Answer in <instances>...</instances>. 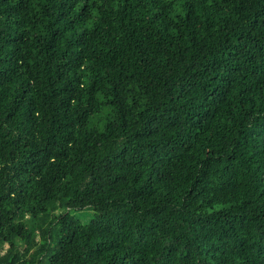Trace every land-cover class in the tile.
I'll return each mask as SVG.
<instances>
[{"label": "trees", "instance_id": "1", "mask_svg": "<svg viewBox=\"0 0 264 264\" xmlns=\"http://www.w3.org/2000/svg\"><path fill=\"white\" fill-rule=\"evenodd\" d=\"M0 264H264V0H0Z\"/></svg>", "mask_w": 264, "mask_h": 264}, {"label": "rangeland", "instance_id": "2", "mask_svg": "<svg viewBox=\"0 0 264 264\" xmlns=\"http://www.w3.org/2000/svg\"><path fill=\"white\" fill-rule=\"evenodd\" d=\"M67 211L66 208H61L59 210H57L54 215L55 216H59L62 215L63 213H65ZM70 214L75 217L80 223L82 224H86L90 221V219L92 218L93 212L92 209L90 207H85L83 209L80 210H73V211H69Z\"/></svg>", "mask_w": 264, "mask_h": 264}]
</instances>
